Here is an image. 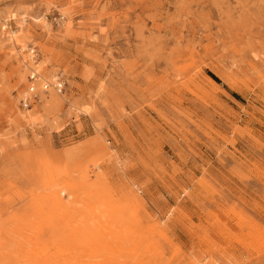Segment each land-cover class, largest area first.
I'll return each instance as SVG.
<instances>
[{
    "label": "rangeland",
    "instance_id": "1",
    "mask_svg": "<svg viewBox=\"0 0 264 264\" xmlns=\"http://www.w3.org/2000/svg\"><path fill=\"white\" fill-rule=\"evenodd\" d=\"M0 264H264V0H0Z\"/></svg>",
    "mask_w": 264,
    "mask_h": 264
},
{
    "label": "built area",
    "instance_id": "2",
    "mask_svg": "<svg viewBox=\"0 0 264 264\" xmlns=\"http://www.w3.org/2000/svg\"><path fill=\"white\" fill-rule=\"evenodd\" d=\"M39 75L40 74L37 71H30L27 77L28 79L27 93L29 94V97L27 96L21 100L22 105L24 107H29L31 105V101L37 97L35 87H36V81H39ZM40 84L43 91H48L49 88H53L55 91L61 92L65 86V81L62 80L61 78H57L54 83L48 81L47 82L40 81Z\"/></svg>",
    "mask_w": 264,
    "mask_h": 264
},
{
    "label": "bare ground",
    "instance_id": "3",
    "mask_svg": "<svg viewBox=\"0 0 264 264\" xmlns=\"http://www.w3.org/2000/svg\"><path fill=\"white\" fill-rule=\"evenodd\" d=\"M29 51H30L32 54L37 55L36 52H35V49L32 50V49L29 48ZM34 55H33V56H34ZM31 60H32V59H31ZM32 65H33V67L28 66V65H27L26 67H30V70H31V71H37V72L40 74V72L38 71V69H36V67H35V66H36L35 62H33ZM45 77H46V76H45ZM45 77H44L43 75L40 74V75H39V80H40V81L43 80V81L47 82L48 80H47V78H45ZM36 84H39V81H36ZM37 87H38V86H37ZM40 88H41V87H40ZM40 90H41V89H40ZM40 92H41V91H40ZM50 95H51V94H50ZM45 97H46V96H44V97L42 96V99H44ZM48 100H49V99H47V101H48ZM51 100H52V99H50L49 102H51ZM45 101H46V100H45ZM45 101H44V103H45ZM52 102H53V100H52ZM47 103H48V102H47ZM53 103H54V102H53ZM50 104H51V103H50ZM44 106H45V105H44Z\"/></svg>",
    "mask_w": 264,
    "mask_h": 264
},
{
    "label": "trees",
    "instance_id": "4",
    "mask_svg": "<svg viewBox=\"0 0 264 264\" xmlns=\"http://www.w3.org/2000/svg\"><path fill=\"white\" fill-rule=\"evenodd\" d=\"M209 75H210L214 80L218 81L217 78H216L213 74L209 73Z\"/></svg>",
    "mask_w": 264,
    "mask_h": 264
}]
</instances>
